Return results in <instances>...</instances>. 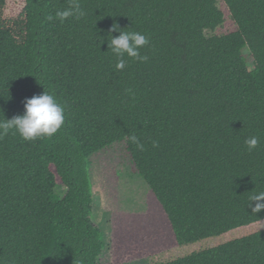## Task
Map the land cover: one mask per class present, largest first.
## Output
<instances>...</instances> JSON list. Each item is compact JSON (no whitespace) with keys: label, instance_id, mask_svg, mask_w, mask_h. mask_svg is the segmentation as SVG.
Returning <instances> with one entry per match:
<instances>
[{"label":"trees","instance_id":"1","mask_svg":"<svg viewBox=\"0 0 264 264\" xmlns=\"http://www.w3.org/2000/svg\"><path fill=\"white\" fill-rule=\"evenodd\" d=\"M223 2L236 28L216 34L217 0H80L64 22L46 16L70 0H0V120L44 91L65 115L51 138H0V264H99L90 157L118 142L176 240L148 264H264V0ZM113 22L148 37L146 62L115 70Z\"/></svg>","mask_w":264,"mask_h":264},{"label":"rangeland","instance_id":"2","mask_svg":"<svg viewBox=\"0 0 264 264\" xmlns=\"http://www.w3.org/2000/svg\"><path fill=\"white\" fill-rule=\"evenodd\" d=\"M224 23L213 33L236 28L223 0H217ZM247 53V50H245ZM94 192L93 221L106 243L99 264H148V256L176 245L166 215L155 206L153 194L138 175L125 142H118L90 157ZM58 192L62 195L64 189Z\"/></svg>","mask_w":264,"mask_h":264},{"label":"clouds","instance_id":"3","mask_svg":"<svg viewBox=\"0 0 264 264\" xmlns=\"http://www.w3.org/2000/svg\"><path fill=\"white\" fill-rule=\"evenodd\" d=\"M87 12L82 8L80 0H70L69 6L62 10H57L55 16H46L47 20L58 19L64 22L69 17L77 20L85 17ZM123 28L117 22H113L108 29L110 39H107V49H110L113 56L117 58L114 65L116 71H121L126 66L125 57L138 62H146L147 55H141L140 49L149 44L146 35L137 31H122ZM119 32L118 36H112V32ZM131 91V90H126ZM24 111L22 114L14 115L10 119L0 120V138L14 130L25 141H33L40 138H51L62 127L65 121L64 107L58 102L55 95L49 91L42 94L25 98L23 102ZM127 140L134 144L140 151L144 150V145L135 134L127 136ZM244 143L251 151L256 148L259 140L256 136L247 138ZM153 146H157L153 141ZM255 201L254 206L251 202ZM249 207L252 212L258 213L264 210V192L253 193L249 197ZM264 228V224L257 227V231Z\"/></svg>","mask_w":264,"mask_h":264}]
</instances>
